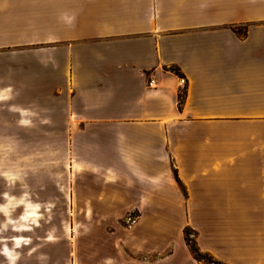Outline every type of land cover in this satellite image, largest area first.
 I'll return each instance as SVG.
<instances>
[{
    "label": "crops",
    "instance_id": "0c3cea01",
    "mask_svg": "<svg viewBox=\"0 0 264 264\" xmlns=\"http://www.w3.org/2000/svg\"><path fill=\"white\" fill-rule=\"evenodd\" d=\"M0 106L61 130L68 264H200L186 227L264 264V0H0ZM11 197L0 264L31 239ZM52 234L33 250L50 258Z\"/></svg>",
    "mask_w": 264,
    "mask_h": 264
},
{
    "label": "rangeland",
    "instance_id": "374dc122",
    "mask_svg": "<svg viewBox=\"0 0 264 264\" xmlns=\"http://www.w3.org/2000/svg\"><path fill=\"white\" fill-rule=\"evenodd\" d=\"M8 111L0 106V202L6 203L0 206V212L8 216L7 204L13 202L11 196H23L24 201L19 202L21 205L10 214L13 218L20 214V224L15 229L28 230L31 235V239L25 240L29 243L26 248L31 252L26 250L23 253L20 264H68V245L70 241L79 242L80 221H70L65 212L63 196L68 173L61 130L57 129L56 136L50 134L48 138L49 134L45 133L47 126L41 123L25 122L23 128L16 129L15 117ZM17 135L20 138H16ZM25 200H50V203H40L37 208L36 204ZM1 218L4 217L0 214ZM121 224L127 225L125 220ZM49 229L54 235L47 236L45 242L53 241L57 245L55 251L50 253V258L33 250L43 243L41 238ZM188 236L193 239L191 231ZM15 241L20 239L16 238ZM73 257L78 264V252L73 253ZM200 264L215 263L203 256Z\"/></svg>",
    "mask_w": 264,
    "mask_h": 264
},
{
    "label": "trees",
    "instance_id": "16d2710c",
    "mask_svg": "<svg viewBox=\"0 0 264 264\" xmlns=\"http://www.w3.org/2000/svg\"><path fill=\"white\" fill-rule=\"evenodd\" d=\"M178 104L180 105L181 104V100L179 99V102ZM192 232V235H193V239H189L188 235H189V232ZM184 235H185V241H186V244L187 246L189 247V250L193 256V258L198 261V262H201V259L203 258V256H206V257H209L210 258V262L211 263H215V264H225L223 263L222 261L220 260H217L215 259L214 257H212L210 254L206 253V252H202L199 250V248L197 247L196 245V242H195V239H194V236H195V232L190 229L189 227H186L184 229Z\"/></svg>",
    "mask_w": 264,
    "mask_h": 264
},
{
    "label": "built area",
    "instance_id": "2783aa9c",
    "mask_svg": "<svg viewBox=\"0 0 264 264\" xmlns=\"http://www.w3.org/2000/svg\"><path fill=\"white\" fill-rule=\"evenodd\" d=\"M153 80H150L149 81V84L150 85H153ZM179 85L180 86H184L185 85V78L184 77H179ZM134 222V219H132L131 217H127L126 219V223H133Z\"/></svg>",
    "mask_w": 264,
    "mask_h": 264
}]
</instances>
